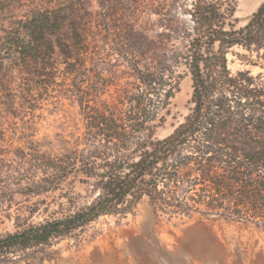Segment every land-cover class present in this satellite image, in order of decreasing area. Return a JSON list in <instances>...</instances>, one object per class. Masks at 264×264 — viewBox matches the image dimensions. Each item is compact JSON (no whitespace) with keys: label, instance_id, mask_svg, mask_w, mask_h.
<instances>
[{"label":"trees","instance_id":"16d2710c","mask_svg":"<svg viewBox=\"0 0 264 264\" xmlns=\"http://www.w3.org/2000/svg\"><path fill=\"white\" fill-rule=\"evenodd\" d=\"M98 4L109 22L143 12L142 0ZM181 5L191 19L185 50L156 67H136L135 83L115 88L107 99L110 78L88 66L89 60L96 63L85 34L91 0H0V72L6 63L22 72L23 95L31 103L37 101L33 87L48 94L63 65L65 91L84 120L82 148L37 158L40 172L53 173L41 192L74 174L97 192L73 213L0 234V264H15L23 253L103 216L132 212L144 198L157 216L170 220L199 215L264 226V74L253 72L264 68V0L243 27H237L231 0H153L151 12L176 15ZM182 64L192 81L189 114L169 135L156 138L180 90ZM8 82L7 76L6 90ZM1 168L0 197L21 175L20 168L15 174Z\"/></svg>","mask_w":264,"mask_h":264},{"label":"rangeland","instance_id":"374dc122","mask_svg":"<svg viewBox=\"0 0 264 264\" xmlns=\"http://www.w3.org/2000/svg\"><path fill=\"white\" fill-rule=\"evenodd\" d=\"M231 1L237 8V27H243L263 0ZM152 4L153 0H142L137 19L120 16L109 22L98 0H91L92 23L85 34L96 63L89 60L88 66L110 78L107 99L115 88L135 83L136 67H156L175 50H185V29L191 24L186 6L181 5L176 15L158 16L151 12ZM6 65L0 72V168L12 174L20 168L21 175L15 174L18 179H12L11 189L0 197V234L73 213L97 194L81 174L41 192L53 173L40 172L37 158L83 147L84 120L78 103L65 91L69 81L64 66L59 65L49 93L33 87L37 101L28 103L24 74ZM231 67L238 68V62ZM179 70L184 75L180 90L156 138L169 135L189 114L191 76L184 64ZM253 72L264 74V68L254 67ZM15 264H264V226L199 215L188 222L170 220L157 216L144 198L132 212L103 216L50 246L23 253Z\"/></svg>","mask_w":264,"mask_h":264}]
</instances>
